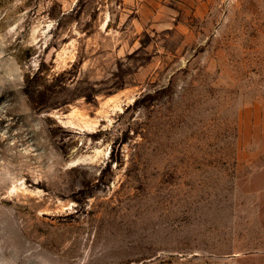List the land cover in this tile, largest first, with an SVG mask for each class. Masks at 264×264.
Listing matches in <instances>:
<instances>
[{
    "label": "rangeland",
    "instance_id": "374dc122",
    "mask_svg": "<svg viewBox=\"0 0 264 264\" xmlns=\"http://www.w3.org/2000/svg\"><path fill=\"white\" fill-rule=\"evenodd\" d=\"M0 264H264V0H0Z\"/></svg>",
    "mask_w": 264,
    "mask_h": 264
}]
</instances>
